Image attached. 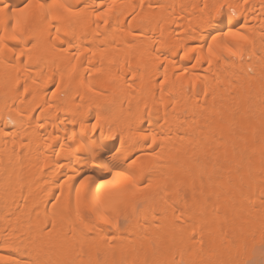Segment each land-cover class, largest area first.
I'll return each instance as SVG.
<instances>
[{
	"label": "bare ground",
	"instance_id": "1",
	"mask_svg": "<svg viewBox=\"0 0 264 264\" xmlns=\"http://www.w3.org/2000/svg\"><path fill=\"white\" fill-rule=\"evenodd\" d=\"M263 256L264 0H0V264Z\"/></svg>",
	"mask_w": 264,
	"mask_h": 264
},
{
	"label": "rangeland",
	"instance_id": "2",
	"mask_svg": "<svg viewBox=\"0 0 264 264\" xmlns=\"http://www.w3.org/2000/svg\"><path fill=\"white\" fill-rule=\"evenodd\" d=\"M231 13H232L233 15L236 16V13L234 14L233 11H231ZM259 247H260V245L257 246V248H258L259 251H258V250L255 251L256 253L258 252V254H259V252L263 251V250H261V249H263V248L261 247V249H260ZM255 252H254V255L256 254ZM258 254H257V256H258ZM255 256H256V255H255ZM263 258H264V256H263ZM251 260L254 261L253 258H252ZM251 260H244L243 262H240V263H237V264H249ZM252 261H251V262H252ZM250 264H254V262H252V263H250ZM259 264H264V260L260 261Z\"/></svg>",
	"mask_w": 264,
	"mask_h": 264
}]
</instances>
